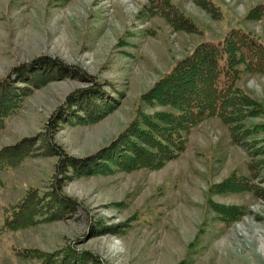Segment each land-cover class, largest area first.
<instances>
[{"label": "rangeland", "instance_id": "374dc122", "mask_svg": "<svg viewBox=\"0 0 264 264\" xmlns=\"http://www.w3.org/2000/svg\"><path fill=\"white\" fill-rule=\"evenodd\" d=\"M169 1L198 32L173 28L150 0H0V79L19 93L0 129V149L35 138L30 154L0 168V264H43L48 254L49 264H264V75L243 74L238 82L263 105L246 120L249 135L240 142L219 118H209L187 134L185 150L158 169L118 168L114 155L126 154L133 136H122L120 151L107 154L132 121L144 128V116L168 110L140 96L196 44L233 26L264 42V16L245 18L264 0H212L218 18L192 0ZM45 57L56 67L38 65L42 71L29 83L13 73ZM81 90H100L104 99L72 103ZM49 133L67 157L106 149L105 155L89 173L57 172L59 157L44 144ZM233 174L253 189L214 188ZM58 181L74 208L54 219L40 210L29 226L1 229L28 192L43 203ZM217 206L233 213L221 215Z\"/></svg>", "mask_w": 264, "mask_h": 264}, {"label": "trees", "instance_id": "16d2710c", "mask_svg": "<svg viewBox=\"0 0 264 264\" xmlns=\"http://www.w3.org/2000/svg\"><path fill=\"white\" fill-rule=\"evenodd\" d=\"M192 1L211 17L218 18L221 15L219 7L212 0ZM150 8L163 16L170 26L177 30L190 33L199 31L196 23L169 0H150ZM262 16H264V4L260 3L252 6L245 18L255 20ZM38 65L56 67L54 60L45 57L32 65H26L27 67L17 66L13 69V73L17 74L18 79H26L22 82L29 83L30 79L37 78L33 74L42 71ZM43 69L45 71L47 67ZM75 73L79 75V72L73 71V75ZM243 74L264 75V42L258 36L241 27L233 26L216 40L199 42L185 56L175 61L171 68L140 96L141 101L160 105L168 110L157 111L152 117L144 116L141 120L144 128H140L137 120L132 121L120 136L112 141L113 146L107 150L108 156L115 153L116 149L120 151L118 141L122 136L126 135V138L133 136L136 140H127L128 147L124 148L126 154L124 151L117 155L119 157L113 154L118 168L158 169L185 150L187 134L209 118H219L227 125L231 140L235 143L240 142L249 135L245 126L246 120L263 112L261 102L239 86L238 82ZM18 81L16 80L15 83ZM12 83H9L7 78L0 79V129L4 126V118L13 112L18 104L19 93L12 90L10 86L13 85ZM102 93L100 90H81L74 96L72 103L83 98L92 102H97L98 99L102 101L104 99ZM96 97L98 99H95ZM98 114L100 113H96ZM55 115L61 118L58 112ZM52 137L53 134H46L44 144L47 153L59 157L56 164L57 172L62 173L72 167L82 169L80 173H89L98 166L97 157L105 155L106 152V149L102 150V155L98 154L90 158L67 157L62 148L53 142ZM34 139V137L23 138L14 145L2 147L0 168L14 165L23 156L30 154L35 146ZM254 166L253 162L249 164L253 177L257 174ZM108 169L109 167L105 170ZM62 186V182H55L43 203L37 201L33 191L28 192L11 208L1 229L16 230L29 226L40 210L48 213L50 211L48 218L54 219L74 208L75 201L61 194ZM214 188L235 192L251 190L253 185L243 176L233 174L215 184ZM219 209L223 210L219 211ZM216 210L226 217L233 213L231 208L225 210L218 207ZM34 253L38 251H32L31 255L33 256ZM51 256L44 255L43 264H49ZM60 264L74 263L67 261Z\"/></svg>", "mask_w": 264, "mask_h": 264}]
</instances>
